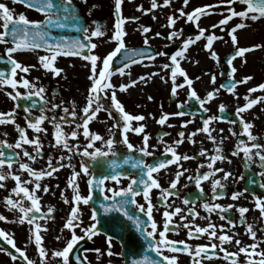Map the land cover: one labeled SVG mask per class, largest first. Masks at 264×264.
Wrapping results in <instances>:
<instances>
[{
	"label": "flooded vegetation",
	"instance_id": "flooded-vegetation-1",
	"mask_svg": "<svg viewBox=\"0 0 264 264\" xmlns=\"http://www.w3.org/2000/svg\"><path fill=\"white\" fill-rule=\"evenodd\" d=\"M0 3H5L10 9L13 10L14 14L18 16L23 13L29 20L43 21L45 16L43 13L28 8L22 3H14L13 0H0ZM152 0H122L120 12L117 13L115 8V0H72V6L77 10V13L81 19L82 24L88 28L90 33L99 25L104 33L103 36L92 37L91 42L96 44L94 49H84L82 54L79 56H64L58 54L56 60L53 62L54 67L64 68L62 64L64 59L61 57H67L71 59L78 58L80 63L85 60L83 57L89 54H95L101 59L111 52L117 45V41L112 39L115 31H117L116 24L118 20L123 19L121 25L122 30L126 33L123 37L127 48L132 49H145L151 48L153 52H165L167 55L157 56L154 61H148L145 59L142 63L132 64L126 72H130V75L120 76L118 73L111 77V82L117 86V98L122 102L125 110L132 115H143L145 119L143 121H131V127H137L143 123L145 125V132L149 134V150L154 153L153 156H141L137 151L129 152L126 145L123 143L122 128L120 126L113 127L114 124L122 125L123 121L120 119L119 114L113 111L112 117L110 118L106 111H100L95 118L89 121V131L92 133H98L107 140L110 136L116 141L114 144V151L117 153L116 156H109L107 158L101 157L97 161H92L87 157L73 153H68L62 147H53L55 126L49 120L43 121L41 127L46 129V132L39 134L34 133L32 129H27L26 116L29 115L24 111L26 106L31 108L30 116L38 117L41 112L40 108H46V115L48 117H56L59 122L61 116H66L63 112V107H67L69 111L76 112L75 123L63 124L64 131L70 132L75 129L76 124L82 123V109L86 105L87 98L82 100L80 107L73 106L72 102L69 101L68 96L71 93L70 87L65 83L61 85L64 80H58V78L64 73V78L67 76L66 72L61 71L57 75H53L51 70H45L39 60L40 56L48 55V51L44 48L38 49H21L17 50L12 54V58L21 63L23 66L30 67L28 73H24L17 70L16 79L20 80L22 77L28 79L37 84V87L43 86L45 89V97L47 104L44 101H40L38 97H33L36 100V106L31 107L32 100L29 99H18L13 101L8 93L15 94L16 91L25 93L28 89L18 86L13 89L11 85H0V112H10L16 105L20 107L16 108L15 120L16 124L27 129L29 138H34L39 135L40 142L43 145L42 152L43 156L38 157L36 161L29 162L26 157H23L21 149H15L16 152L20 153V158L23 162H29L30 165L37 169L43 170L47 167V161L49 156L52 157L53 165L58 162L63 163L65 167L60 168L51 177H44L41 180V185H48L50 191L44 193L42 190L37 192L40 197L41 212L47 213L49 207L54 208V212L47 214L46 218L39 219L41 225V236L43 237L42 246L46 250L45 264H62V258L53 257L54 251L62 250L67 242L71 239L72 231L65 228L67 218L71 213L73 207L74 190L68 186V181L72 176V172H80L81 161H84L91 165L89 172L97 177L101 175L110 174V166L107 163L109 160H116L120 163L122 169L136 174V170L132 169L130 165L123 164V158L126 156L140 157L145 160L146 163H153L158 159H171V155L164 156V148L167 145H171L173 141L179 139L178 133L183 131L185 133L184 142L177 146V152L181 155H189L196 157L195 159H189L187 161H181L180 164L183 169H187L184 176L181 177L177 191L179 196H171L168 198V203L172 208L180 207L183 210L185 221L180 220V214H177L172 218V225H170V231L166 233L168 239L173 241H185L194 250L197 245L209 246L210 259L201 254V257L195 258L190 256L188 253H169L167 248L162 249L165 255H176L177 264H194L195 259H200V264H233V261L225 259V252L233 253L239 252V247L250 246L256 244V252H264V217L261 216L260 210L256 208L255 198L260 197L264 199V168L260 166L258 157L253 155L251 162L246 161L244 158L243 151H239V154L234 155L237 151V145L241 140L247 145L254 143L249 141L246 134H242V125L239 122V117L236 115V109L246 103L244 97L249 95L248 89L257 87L259 84L264 83L263 78L258 71L255 70L249 73V66L247 64L248 52L243 56L236 57L233 60V67L237 71L233 74L235 81L243 80L244 77L251 76L252 79L246 83L237 84L235 88V94L229 93L226 89H220L218 96H215L212 100L205 104V107L209 109L208 112L199 110V104L193 99L188 101L189 88L185 84L183 88L177 89V94L173 96L171 94L172 81L170 79V70L163 69L162 65L170 64L169 57L179 51L185 39L188 37H195L199 33V29L196 23L199 24V28L205 29V35L209 33H215L216 36L222 37V39L216 40L213 43L212 49H206V39L202 37L200 40L191 44L187 51L184 53L185 59L180 61V66L185 70L188 77L193 80L192 88L197 94L203 99L208 91L220 88L221 84L228 81L229 65L226 63V58L234 53L236 48H249L247 47L245 38L242 36L243 30L238 29L235 35L237 36V44L233 45L230 37V29L237 23H241V18L233 17L227 25L218 26L212 28L213 24L218 22L228 15L226 4H221L220 0H189L187 6L183 5V0H170L168 6L157 7L151 11L138 10V6H142L143 9L151 8ZM158 5H162L163 0H157ZM211 5L213 6L210 14L202 15L200 20L196 23L187 22L186 17H181L177 20L173 29L167 27L168 16H178L177 9L184 8L185 12L192 11L195 7ZM237 5H244L241 3H235L234 8ZM246 7V5H244ZM244 7V8H245ZM240 11V10H237ZM137 19H133V18ZM163 25V26H162ZM143 27H149L150 31L144 33ZM2 30V29H0ZM172 30L181 31L182 34L179 38L168 39V34ZM51 37L54 35L55 28L49 29ZM161 33V36L157 37L155 33ZM245 33V32H244ZM241 34V35H240ZM81 36L84 39V34L81 32ZM149 38V44H144V37ZM245 43V44H243ZM13 44L0 43V70L10 73L11 64L8 60L6 49L12 47ZM215 51L219 57V62L212 58L211 52ZM88 60H85V62ZM34 66V67H33ZM121 66V58L118 54L117 58H114L111 63V69L114 71L115 68ZM71 68L80 67L78 64H71ZM83 68L90 67L91 64L82 65ZM102 67L101 61L97 62V70L99 71ZM148 73H158L151 77V79L145 84L138 82L135 86H131L127 91H120L119 85L121 83L128 84L131 80L137 79L139 76ZM223 73V75L221 74ZM211 74H215V83L211 82ZM88 74L84 71L79 72V77H86ZM91 75V72H90ZM161 77L164 79L162 80ZM199 77V79H197ZM177 83H183L184 77L177 75ZM79 88L84 92H88L87 83L81 79L79 81ZM110 96V92H109ZM151 96L153 99L149 100ZM257 96H264V90H257L250 94V98ZM63 102L61 108L53 110L51 105L53 103L60 104ZM69 101V102H68ZM188 101L184 104V107L178 108L177 105ZM107 108L111 101L109 98H105L102 101ZM223 104L225 111L222 114L219 111V106ZM177 111H184V116H169L168 121L165 125H160L158 120L163 113H175ZM195 111L196 114L190 115V112ZM223 115L225 118L222 120L212 121L210 128L213 129L212 135L217 139L214 143L207 139V134L203 132H197L193 137L195 143L189 142L187 136L189 133L194 132L198 128H202V117L207 118L208 116ZM246 122L252 124L250 131L254 136L257 137L256 143L264 145V102L257 103L251 109L241 113ZM71 119V117H69ZM191 120L186 127H181L182 122ZM236 121V123H231ZM171 125V126H169ZM220 129H223L221 132ZM79 135L75 139H70L69 143L78 145L81 149L87 145V139L83 135V130L78 129ZM166 132L168 135L161 137V133ZM235 133L233 135L232 133ZM7 133L5 136L4 134ZM127 139L130 143L136 146V148L143 146V135L136 134L133 131L127 132ZM19 133L15 126L11 123L0 125V140H7L9 143H15L18 139ZM161 140L163 142H161ZM219 145L222 149L220 154L224 155L226 159L217 160L213 165V168H220L223 171L217 172L215 177H209L208 180L202 181L200 187L203 189L199 192L194 182L188 180V176H196L198 172L203 173L210 171L207 167L200 168L199 165L207 164L209 162L207 156H198L200 150L206 149L209 155L216 154L215 148ZM29 152H33V146L25 145ZM94 148H100L102 151H107V146L102 141H96ZM94 148L89 149L93 151ZM6 152H12L13 149H5ZM255 152V149H253ZM60 156L68 157L71 159H65L58 161ZM69 164L71 166H69ZM177 165L175 163L168 165L166 169H161L159 173H155L154 176L158 179L162 187L167 188L170 181L174 178V174L177 171ZM5 171L7 168L5 167ZM12 171L16 174L21 175L22 179H29L26 172H20L18 164L13 165ZM224 172H229L231 175L225 180ZM90 177L81 173L80 176L76 177V183L79 185V194L87 196L89 193L88 179ZM220 179L225 185L223 189L217 188V193L223 192L224 195L217 196L213 199L212 180ZM129 180L122 178L120 183L117 184L114 181H105L104 188L119 189L121 187H127ZM30 189L32 184L27 185ZM15 187V181L9 178L5 182V187L0 188V215L7 217L6 221H0V229L11 234L15 243L20 247L25 254L32 259L35 264H41V260L38 254V247L35 244L32 229L34 225H29L27 221L24 223L19 222V217L22 215L18 209H11L6 205L5 197L11 194V189ZM64 193L62 196L61 193ZM239 193L240 195L236 198H232V193ZM93 199L88 205L83 203L79 204V220L78 227L75 228V234L82 237L73 250L69 254V264H131L132 260L143 256L145 254L161 259L157 254L147 248V240L144 234L134 225L133 221L128 220L119 212L105 213L100 203L103 200L104 195H111L110 192L105 191L101 193L98 188L92 189ZM151 200L154 205L153 218L157 222L158 230L162 229L164 218L163 211L165 210L164 205L161 203L160 190L152 189ZM199 196L196 199L195 204L190 202L189 205L182 203L185 197L191 199ZM65 198L68 203H65ZM13 199H16L13 195ZM137 204H144L146 207V201L142 194L136 198ZM218 203L222 206L232 205L230 209L224 213V218H221L219 212H213L209 214L204 208L201 207L203 203ZM25 207L30 206V202L25 200ZM104 203H110V201H104ZM194 207L195 211L199 215L193 221L191 215L188 214V208ZM246 207L249 209L244 214V223H241L240 213L238 208ZM95 208L97 211V228L99 231L95 235H85L84 229H87L92 223V209ZM129 212L139 215L142 220H147L144 213H139L136 205H129ZM37 215H40L39 213ZM228 220L235 221V226H230ZM185 222H193L194 225L206 227L208 223L216 225L217 234H221L220 226L223 225V232L232 236L231 242H225L222 246L219 241L215 238L209 239L208 234L204 233L197 237H189L188 229L183 227ZM252 224L253 230L256 232V237L253 239L251 235L246 231L247 225ZM145 227L149 225L145 224ZM176 227L177 230H173ZM46 229V230H45ZM150 230V227H149ZM59 237V239H57ZM111 237V255L109 252V240ZM150 239V238H149ZM157 239L159 236L157 234ZM241 241L240 245L235 244V240ZM216 243L217 248L211 249V244ZM11 247L6 243L5 240L0 238V264H24L19 258L13 261L7 252H12L8 249ZM12 248V247H11ZM99 249V252L96 250ZM251 251V249H249ZM249 257L245 253H239L237 257V264H245L246 259ZM252 259H259V256H252Z\"/></svg>",
	"mask_w": 264,
	"mask_h": 264
},
{
	"label": "snow or ice",
	"instance_id": "snow-or-ice-1",
	"mask_svg": "<svg viewBox=\"0 0 264 264\" xmlns=\"http://www.w3.org/2000/svg\"><path fill=\"white\" fill-rule=\"evenodd\" d=\"M14 3H22L28 8H33L44 14L45 19L43 21H33L29 20L23 13H20L16 16L12 9L8 7L5 3H0V43H9L13 44L12 47H8L6 49L9 63L11 64L10 73H6L5 71L0 70V85H11L13 89H16L18 86H22L25 89H28L25 93H20L16 91L15 94L8 93L9 97L13 101H17L18 99L24 98L32 100L31 107H35L37 101L33 100V97H38L40 101H44L47 104L46 97L44 95L45 89L43 86L37 87V84L29 81L26 78H21L17 80L16 73L19 69L24 73H28L30 71V67L23 66L21 63L12 58V54L17 50L21 49H38L44 48L48 51V55L40 56L39 60L41 62L42 67L45 70H51L53 75H59L62 69L54 67L53 62L56 60L58 54H62L64 56H79L82 54L84 49H94L96 48V44L91 42L92 37L103 36L104 33L99 25L90 33H88V28L85 27L81 19L77 13V10L72 6V0H13ZM82 2H87V0H82ZM122 0H115V8L117 13L120 12ZM221 4L228 5L227 12L228 15L224 16L218 24H213L211 27L216 28L218 26L227 25L233 17L241 18V23H237L234 27L230 29V37L233 45L237 44V36L235 33L238 29H242L247 25L243 22L244 20L256 21L261 18H264V0H220ZM235 3H241L246 5L243 10L237 11L234 8ZM170 4V0H163L162 5H158L157 0H152L150 9H143L142 6H138V10L142 11H151L156 9L157 7L168 6ZM189 4V0H183V5L187 6ZM213 6L204 5L195 7L192 11L185 12L184 8L177 9L179 15L178 16H168L167 18V27L170 29L174 28L177 20L181 17H186L187 22L196 23L200 20L202 15L210 14ZM137 19V18H133ZM123 19L118 20L116 24L117 31H115L112 39L117 41L116 47L109 52L102 59L95 54H89L84 56L85 60L90 61L91 63V75L89 79L91 80V87L88 90V97L86 101V105L82 109V123L76 124L75 129L70 132H65L63 129V124H72L75 123L76 112L69 111L67 107H63V112L66 116H61L59 118V122L56 117H48L46 115V108L41 107V114L38 117H31L29 106L24 108V111L29 115L26 116L27 120V129H32L34 133L39 134L41 132H46L47 130L42 128L41 125L43 121L49 120L55 126L54 132V140L55 143L53 147H62L68 153L75 152L76 154L82 155L83 157H87L92 161H97L98 158L104 157L107 158L110 155L116 156L117 153L114 151V144L116 141L110 136L107 140L104 139L98 133H92L89 131V121L97 116L100 111H106L108 116L111 118L113 111H116L119 114L120 119L123 121L122 125L114 124L113 127L120 126L122 128V136L123 143L126 145L129 152L137 151L141 154V156H153L154 153L149 150V134L145 132V125L143 123L139 124L137 127L132 128L130 122L131 121H143L145 117L143 115H132L125 110L122 102L117 98V86L111 82V77L114 74H119L120 76L130 75V72H126L127 69L130 68L132 64L142 63L145 59L148 61H154L157 56L167 55L165 52H153L151 48L145 49H129L125 45L124 36L126 33L122 30L121 25L123 24ZM163 26V25H162ZM197 28L199 29V33L193 38L188 37L184 40L182 48L177 51L175 54L169 57L171 63L162 65L163 69L170 70V79L172 81L171 94L175 96L177 94L178 88H183L185 84L189 88L188 93V101L195 100L199 104V110L203 112H208L209 109L205 107V104L212 100L215 96H218L220 93V89H226L227 92L235 94V88L237 84L246 83L251 80V76L244 77L243 80L235 81L233 79V74L237 71L235 67H233V60L236 57L243 56L245 53L255 49L260 48L262 45H253L251 48H236L233 54L226 58V63L229 65L228 72V81L224 84L220 85V88L213 89L212 91H208L206 96L202 99L197 92L192 88L193 80L188 77L185 70L180 66V61L185 59L184 53L187 51L188 47L200 40L204 37L207 41L205 48L212 49L213 43L216 40L222 39V37H218L215 33H209L205 35V29L199 28V24L196 23ZM51 28H73L77 31H80L84 34V39L80 38H71V37H63L60 39H53L51 37V32L49 29ZM142 31L144 33H148L150 31L149 27H143ZM182 34L181 31L172 30L168 34V39L172 40L173 38H179ZM157 37L161 36V33H155ZM144 44H149V38L147 36L144 37ZM118 54L121 58V66L115 68L113 71L111 69V63L114 58H117ZM212 58L216 59L219 62V57L215 51L211 53ZM101 61L102 67H100L99 71L97 70V62ZM34 67V66H33ZM223 75V73H221ZM158 75V73H148L142 76H139L135 80H131L128 84L121 83L119 85L120 91H127V89L131 86H135L138 82L147 83L151 77ZM177 75L184 77L183 83H177ZM163 80L164 78L161 77ZM199 79V77H197ZM216 76L215 74H211V82L215 83ZM264 90V83L259 84L257 87L248 89L249 95L244 97L246 103L236 109V115L239 117V122L242 125V134H246L249 141H253L251 145L245 144L243 140L239 142L237 145V151L233 154H239V151H243L244 158L246 161V166L248 162H251L253 159V155L258 157L260 166L264 168V145L256 143L257 137L252 134L250 129L252 128V124L250 122H246L241 115V113L251 109L254 105L260 102H264V96H257L255 98H250V94L256 92L257 90ZM110 92V96H109ZM109 98L111 104L106 108L103 99ZM149 100L153 98L151 96L148 97ZM188 101L182 102L177 105L178 108H183L184 104L188 103ZM63 102L60 104L53 103L51 108L53 110L62 107ZM20 105L17 104L16 108H19ZM16 108H13L10 112H0V125L11 123L15 126L16 130L19 133L18 139L15 143H9L7 140H0V188L5 187V182L11 178L15 181V187L11 189V194L5 197L6 205L11 209H18L22 214L19 217V222L24 223L27 221L29 225H34L32 229L34 241L36 246L38 247V254L41 260V264H45L46 259V250L42 246L43 237L41 236V225L38 222L39 219L46 218L47 214L53 213L54 208L49 207L47 209V213L41 212V205L39 203L40 197L37 195L38 191H43L44 193H48L50 191L48 185H41V180L44 177H51L56 173L60 168L65 167L63 163H57L53 165L52 157L49 156L47 161V167L43 170H37L33 168L29 162H34L38 157L43 156L42 147L43 145L40 142L39 135H36L34 138H29L27 134V129L25 127H21L16 124L15 120V111ZM219 111L223 114L225 111V106L221 104L219 106ZM186 113L184 111H177L175 113H163L158 123L160 125H165L169 119V116H184ZM190 115H195L196 112H190ZM71 117V119H69ZM225 117L211 115L207 118L202 117V128L196 129L194 132L188 134L187 139L191 143H195L193 137L197 134V132H203L207 134V139L210 141L216 142V137L212 135L213 129L210 128V124L212 121L222 120ZM189 123H192L191 120H186L182 122L181 127H186ZM231 123H236V121H231ZM171 126V125H169ZM83 130V135L87 139V145L81 151L80 147L75 144L69 143L70 139H75L79 135L78 129ZM133 131L136 134L144 133L143 135V146L136 148L135 145L130 143L127 139V132ZM222 132L223 129H220ZM235 135V133H232ZM5 136L7 133L4 134ZM161 137L168 135L166 132H162ZM179 139L173 141L171 145H167L164 148V156L167 157L168 154L171 155V159H158L153 163H146L143 158L140 157H132L126 156L123 158V164H128L134 170H136V174L124 170L121 168L120 163L116 160H109L107 163L110 166V174L101 175L99 177L92 175L89 172L91 167L90 164L81 161L80 164V172H76L75 170L72 172V176L68 181V186L73 188L74 197H73V207L71 209V213L66 220L64 225L65 228L72 231L71 239L67 242L66 246L62 250L54 251L52 253L53 257L62 258V264H69V254L73 250L74 245L82 239V237L77 236L75 234V228L78 227L79 220V204L83 203L84 205H88L89 202L93 199L92 189L98 188L101 193L105 191L110 192L111 195H104L103 200L100 201L103 211L105 213L119 212L128 220L133 221L134 225L138 230L144 234L145 239L147 240V248L154 251L158 257L161 259L153 258L147 254L135 258L132 260L131 264H177V256L176 255H165L162 249L167 248L169 253H188L190 256H194L195 258L201 257L203 253L205 257L211 258L209 254V246L206 245H197L193 250L190 245H188L185 241H173L168 239L166 233L170 231V225H172V218L177 214H180V220L185 221V216L183 214V210L180 207L172 208V210H168L171 205L168 203V198L171 196H179V192L177 191V185L184 173L188 171L187 169H183L180 162L187 161L189 159H195L196 157H192L189 155H181L177 152V146L184 142L185 133L183 131L178 133ZM96 141H102L107 146V151H102L100 148H94V143ZM161 142H163L161 140ZM25 145L33 146V152H29ZM94 148L93 151H89V149ZM5 149H13L12 152H6ZM15 149H21L23 152V157H26L29 162H23L20 158V153L16 152ZM255 149V152H253ZM216 154L209 155L206 149H201L198 153V156H207L209 162L205 164L199 165L200 168L207 167L210 171L200 173L198 172L196 176H188V180L194 182L197 186L199 192H202L203 189L200 187L201 182L208 180L209 177H215L217 172L223 171L220 168H213V165L217 160H224L226 157L222 154V149L219 145L215 148ZM65 159L70 160L71 157L60 156L58 161H63ZM175 163L177 165V171L174 174V178L170 181L167 188H164L159 183L158 179L154 176L155 173H159L161 169H166L168 165ZM18 164V169L20 172H26L28 174L29 179H22L21 175L16 174L12 171L13 165ZM69 166H71L69 164ZM5 167L7 171H5ZM83 173L86 176H89L88 185H89V193L87 196H82L79 194V185L75 182L76 177L80 176ZM231 173L224 172L223 179H227ZM264 175V173H261ZM122 178H127L129 183L127 187H121L119 189L113 188H104L105 181L111 180L115 183L119 184ZM32 184V188L30 189L27 185ZM212 190H213V199H216L217 196L224 195L223 192L217 193V188L223 189L225 185L221 182L220 179L212 180ZM264 187V185H261ZM152 189L160 190V201L164 205L165 210L162 215L164 218V223L162 229L158 230L157 222L153 218V208L154 205L151 200L150 193ZM143 196L146 201V207L144 204H137L136 197L138 195ZM13 195H15L16 199H13ZM63 196L64 193L62 192ZM240 194L232 193V198L236 199ZM200 197L197 196L193 199L185 197L182 201L184 205H189L190 202L195 204L196 199ZM27 200L30 202L29 207L24 206V201ZM104 201H110V203H104ZM256 208L260 210L261 216L264 217V199L260 197L255 198ZM65 203H68V200L65 198ZM129 205H136L139 213H144L147 217V220H142L139 215L133 214L129 212ZM209 214L213 212H219L221 214V218H224V213L228 209L232 207V205L222 206L218 203L209 204L207 202L201 205ZM249 211L246 207L238 208V212L240 213L241 223H244V214ZM40 215H37V214ZM188 214L192 216L193 221L199 215L198 212L195 211L194 207L188 208ZM91 219L93 223L83 231L85 235H95L97 233L98 228L97 224L99 221L97 220V211L95 208L92 209ZM7 217L0 215V221H6ZM145 224L149 225V227H145ZM228 224L230 226H235V221L228 220ZM184 228L188 229L189 237H197L201 234L207 233L208 238L211 240L215 238L219 241V244L222 246L225 242H231L233 237L224 233V226L221 225V234H217L216 225L212 223H208L206 227H201L199 225H194L193 222H185L183 224ZM46 230V229H45ZM173 230H177L174 227ZM246 231L251 235L253 239L256 237V232L253 230L252 224L247 225ZM157 234L159 239H157ZM0 238L6 241L8 245H10L13 249H15L14 255L12 252H7V254L11 257L13 261H16L18 258L24 262V264H35V262L30 259L25 252L16 245L15 240L8 232L0 229ZM150 238V239H149ZM59 239V237H57ZM109 240V252L111 255V237ZM236 245H240L241 241L239 239L235 240ZM211 249H216L217 244L212 243ZM256 244L250 246L239 247V252L228 253L225 252V259H231L233 264H237V257L239 253H245L248 259H246L245 264H264V252H256ZM251 249V251H249ZM0 251H5V249H0ZM99 252V249L96 250ZM252 256H259V259H252ZM194 264H200V259H195Z\"/></svg>",
	"mask_w": 264,
	"mask_h": 264
},
{
	"label": "rangeland",
	"instance_id": "rangeland-1",
	"mask_svg": "<svg viewBox=\"0 0 264 264\" xmlns=\"http://www.w3.org/2000/svg\"><path fill=\"white\" fill-rule=\"evenodd\" d=\"M237 8L235 10H243L244 5H237ZM241 22V21H240ZM247 26L246 29L243 30L242 36L245 38L246 46L251 48L253 45H262L260 48H255L248 52L247 55V64L249 66V73L254 72L255 70L258 71V74L261 75V77L264 80V18H261L256 21L251 20H244L243 21ZM245 32V33H244ZM241 35V34H240ZM243 43V44H245ZM59 59H64L65 61L62 62L63 65H65L64 68H62L63 72H66L67 76L64 78V73L58 78V80H64L65 82H61V85H67L70 87L71 93L68 96L69 101L72 102L73 106L80 107L82 105V100L88 97V92L82 91L79 88V81L83 79L87 83V88L91 87V80L89 79L90 76V67L83 68L82 65L84 64H91L90 61L83 60V63H80V59L75 58H67V57H61ZM71 64H78L80 67L78 68H71ZM84 71L88 75L86 77H79V72ZM68 101V102H69Z\"/></svg>",
	"mask_w": 264,
	"mask_h": 264
},
{
	"label": "water",
	"instance_id": "water-1",
	"mask_svg": "<svg viewBox=\"0 0 264 264\" xmlns=\"http://www.w3.org/2000/svg\"><path fill=\"white\" fill-rule=\"evenodd\" d=\"M63 37H71V38H80L81 40H83L82 36H81V32L77 31L73 28H55L54 31V35L52 36L53 39H60ZM9 249L12 251V253L14 255H17V253H15V249L9 247Z\"/></svg>",
	"mask_w": 264,
	"mask_h": 264
}]
</instances>
